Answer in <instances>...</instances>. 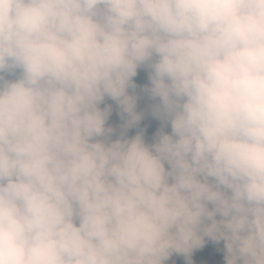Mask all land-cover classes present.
<instances>
[{"label":"clouds","instance_id":"clouds-1","mask_svg":"<svg viewBox=\"0 0 264 264\" xmlns=\"http://www.w3.org/2000/svg\"><path fill=\"white\" fill-rule=\"evenodd\" d=\"M144 63L171 134L97 139ZM204 235L264 264V0H0V264H164Z\"/></svg>","mask_w":264,"mask_h":264},{"label":"rangeland","instance_id":"rangeland-1","mask_svg":"<svg viewBox=\"0 0 264 264\" xmlns=\"http://www.w3.org/2000/svg\"><path fill=\"white\" fill-rule=\"evenodd\" d=\"M143 68L144 70L141 75L140 71ZM149 71L152 73V69L148 63L140 65L126 89L127 95L132 97L135 102L133 111L134 115L138 117L137 121L125 122L123 119H120V116H123V105L119 101L106 96L99 105L102 110L107 111V118L105 121L106 132L103 136L97 137V139L106 142V140L110 141L108 138L111 137H114V140L116 141L127 140L140 135L144 142L149 146L156 142L159 134H161V129L165 127V125L158 124L156 120V109L159 108L160 104L154 99V96L150 91L145 93L141 90L142 77L145 78V75ZM140 116L144 118V121ZM131 117L133 118V114ZM215 243L217 245H212H215L217 250L222 253L227 251L226 243ZM173 254L177 255L178 252H174ZM195 256L196 253H193L191 264H194L195 259L193 258H195ZM202 260L205 264H214L208 261V259L206 260L205 258H202ZM224 261L227 262L226 259Z\"/></svg>","mask_w":264,"mask_h":264},{"label":"trees","instance_id":"trees-1","mask_svg":"<svg viewBox=\"0 0 264 264\" xmlns=\"http://www.w3.org/2000/svg\"><path fill=\"white\" fill-rule=\"evenodd\" d=\"M145 68V65H144ZM144 68L140 71L141 75L142 72L144 70ZM151 72H147V74L145 75V78L142 77V84H141V90L142 92H151ZM5 78L6 79H16L19 76V70H15L13 73H5ZM155 100H157L158 104H161L160 102V98L159 97H154ZM123 111V116H120V119H123L125 122H130V121H137L133 120V118L131 117L132 114H130L129 112H127L124 107L122 108ZM134 114V111H133ZM141 117V116H140ZM141 119L144 121V118L141 117ZM156 120L158 124H163L165 125V127H163L161 129V133H168L171 134V124L170 121H168L167 119H165L161 109H160V105L159 108L156 109ZM110 141L106 140L105 143H111L114 142V137L108 138ZM158 139V138H157ZM165 168L169 169L170 166L165 163ZM209 207L211 208V205H209ZM217 219H220L219 215H217L216 217ZM210 223V221L208 222ZM203 240L204 243L198 247H193L191 249L190 252L184 253V252H178L177 255H174L173 253L176 251H173L169 257L164 261V264H191L192 262V254L196 253L195 261L194 264H205L202 260V258H205L206 260L208 259V261L214 263V264H227L226 261H224L227 257V251H225L224 253H222L221 251L217 250L215 245H217L215 242L217 243H226V241L221 238L220 240H215L207 235L203 236ZM215 244V245H212ZM191 259V260H190Z\"/></svg>","mask_w":264,"mask_h":264}]
</instances>
